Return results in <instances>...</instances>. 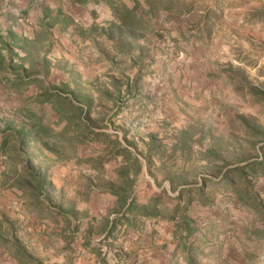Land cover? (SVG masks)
<instances>
[{"label":"crops","instance_id":"0c3cea01","mask_svg":"<svg viewBox=\"0 0 264 264\" xmlns=\"http://www.w3.org/2000/svg\"><path fill=\"white\" fill-rule=\"evenodd\" d=\"M31 1L0 0V3L10 2L21 10L29 7ZM123 1L131 5L130 0ZM28 10V15L36 22V27L29 30L16 23L13 14L5 13L0 16L2 229L6 228L5 222L1 223V219L5 217L7 229L8 224L15 227L14 237L21 248L33 256L35 264L37 261L39 264H91L95 260L97 264H117V257L120 259L118 264H188L186 251L189 247L196 249L194 264H264V238H257L252 232L255 227L264 228V221L259 220L252 210L221 190L216 195L224 199H215L213 195L212 205L198 207H210L212 211L210 217L207 215L202 219L199 217L198 220L202 226L201 231L207 230L205 238H202L198 231L188 239H182L177 235L174 222L164 218L128 216L133 227L117 225L114 234L104 239L112 219L122 212L114 211L116 196L110 192L98 193L93 179L90 180L85 193L82 189L74 190L76 193L68 194L67 202L63 200L66 196L65 183L71 185L74 165H80L77 163V157L95 155L91 149L98 145L87 143L78 146V150L89 146L88 155H80L77 150V154L65 159L50 155L48 160H45L41 154V150H44L43 140L30 125L26 111L39 115L44 123L55 130L60 129L64 124L58 123V115L52 111L51 105L40 104L37 100L40 93L39 84H56L60 80L72 78L86 79V83L104 79L102 84H105L108 74H117L113 60L118 63L116 57L120 54L112 49L105 36L82 38L73 31V21L83 26L94 22L105 24L113 19V15L110 6L103 0H85L82 3L73 0H46L45 3L33 5ZM63 16L67 20H62ZM105 54H108V57ZM118 65L121 66L119 63ZM69 71H73L76 76L70 78ZM14 127L24 128V131L27 129L32 135L31 141L23 149L27 155H31L32 163L36 167L43 168L46 164L52 202H61L64 208L72 210L67 216L73 226L78 223L80 232L77 236L62 238L60 232L65 225L64 219L58 217L59 221H54L50 216L39 217L28 202L25 190L13 183L12 156L5 148L1 149V143L7 138V131L11 132ZM32 145L37 146L36 153L33 154L28 151ZM20 163H24V158ZM20 163L17 162L18 165ZM111 163L117 168L121 164V158L105 163L103 169ZM17 169L20 171V167L17 166ZM143 173L147 174L145 167L136 178L130 197L134 196L137 203H146L150 197L161 191L160 189L158 193L153 192L142 197L139 189ZM164 187L171 195L169 185ZM255 189L260 195H264V176L256 179ZM176 194L177 190L174 191V195ZM227 196L233 200V207L237 212H244L245 216H241V219H228V211L222 204ZM197 205H194L195 210ZM228 210L231 212L232 207H228ZM15 212L19 214L15 215ZM106 220V230L103 233L95 231L90 239L91 244L98 249L92 250L90 245H83V231L90 225L97 229ZM10 234L7 233V240L13 242ZM14 249L11 243L5 246L0 238V264H21L13 254ZM116 251L120 252L119 256L115 255Z\"/></svg>","mask_w":264,"mask_h":264},{"label":"trees","instance_id":"16d2710c","mask_svg":"<svg viewBox=\"0 0 264 264\" xmlns=\"http://www.w3.org/2000/svg\"><path fill=\"white\" fill-rule=\"evenodd\" d=\"M73 1L82 3L85 0ZM103 1L110 6L113 19L105 24L94 22L89 26L73 21V31L82 38L105 36L112 49L128 58V67L135 68V72L130 75L126 72L127 68L113 60L117 74H108L105 84L98 82V79L91 83L74 79L72 77L76 75L73 71H69L72 79L60 80L56 84H39L40 93L37 100L40 104L51 105L52 111L58 115V123L64 124L60 129L55 130L44 123L39 115L26 111L30 125L43 140L44 150H41V154L44 155L45 160H48L50 155H55L58 159L71 157L77 154L79 145L87 143L98 145L91 149L96 152V155L86 158L77 157V163L80 165L88 164L101 171L105 163L121 158V164L116 168L113 180L98 181L94 187L98 193L110 192L116 196L114 211L122 213L112 219L107 230V220L97 229L90 225L81 234L85 239L83 245H90L92 250H97L98 248L90 242L95 231L103 233L106 230L104 236L106 239L114 234L117 225L133 227L132 220L128 216L164 218L174 222L177 235L182 239H188L198 231L201 233L200 236L205 238L207 230L201 231L199 218L192 214L191 206L195 202L203 206L213 204V196L207 193L208 186H211L213 191L221 190L228 193L241 205L252 210L259 220L264 221V195H260L255 189L256 179L264 176V133L249 123L245 117L238 116V120L243 127V133L250 137L247 139V146L251 147L253 152L252 150V153L229 150L231 155L228 156L221 153L218 141L214 139L210 129L207 133L210 140L206 145L201 140L206 137L204 132L199 138H193L196 131L193 130L191 123V125L176 128L170 134L169 138L172 139L167 144L157 137L158 132H148L145 137L138 139L129 135L130 129L123 123H117V118L124 109L149 104V94L141 90L143 70L152 64L144 59L148 52L145 46L149 42L146 40V34L157 33L164 37L163 33L168 29L160 30L155 19L160 12L165 14L174 12V7L179 0H130V6L123 0ZM43 3L41 0H32L27 10L21 9L22 15H28V9L31 6H39ZM192 9L185 4L187 12ZM205 17L202 19L203 23L193 27L194 36L199 37L202 29H208L210 23ZM62 20L67 18L63 16ZM142 39L145 40L142 41ZM171 41L176 45L179 44L176 37H172ZM105 56L108 57V54ZM224 70L230 69L227 66ZM240 79L242 82L245 77L240 76ZM248 90L254 96L262 97L263 95L262 88L249 86ZM111 127L114 131H119L120 136L116 134L117 131L114 135L111 134L108 131ZM23 129L14 127L11 132L7 131V138L1 143V149L5 148L6 152L12 156L13 183L25 190L28 202L39 217L50 216L54 221H59L58 217L64 219L65 225L60 232L62 238L69 239L77 236L80 232L79 225L76 223L73 226L67 216V213L72 210L64 208L61 202H52L51 183L48 179L46 164L43 168L36 167L32 163L31 155L25 153L23 148L31 141L32 135L27 129L25 131ZM139 142L143 144L142 148L139 147ZM197 143L199 147L195 148ZM167 145L171 149L169 158L176 159L179 156L193 164L192 154L194 153L195 157L203 159L206 163H214L216 172L214 175L196 176L193 182H187V179L178 171L170 172L163 177V180L169 183L170 190L173 192L177 190L175 196L168 194L167 189L163 187L159 194L150 197L146 203H137L134 196L130 198L136 178L142 173L143 167L147 173L155 175L152 173V165L155 158L162 160L163 154L167 152ZM190 152L193 153L190 155ZM225 156L231 159H226ZM22 158H24L23 164L20 163ZM219 162L221 164L217 165ZM17 166L20 167V171ZM154 178L156 180V177ZM167 199L172 200L173 203L168 204ZM1 220H3L1 223L6 224L5 229H2L0 225V238L5 246L11 243L15 247L13 254L21 264H35L33 256L22 249L17 238L14 237L15 227L8 224L9 229H7V218L3 217ZM252 232L255 237L264 238V228L255 227ZM7 233H11L13 242H8L10 240H7ZM195 252V248L187 249L188 264H194ZM119 254V251L115 252L116 256ZM104 257L105 255L102 258ZM116 260L115 263L118 264L119 257ZM37 264H39L38 261Z\"/></svg>","mask_w":264,"mask_h":264},{"label":"rangeland","instance_id":"374dc122","mask_svg":"<svg viewBox=\"0 0 264 264\" xmlns=\"http://www.w3.org/2000/svg\"><path fill=\"white\" fill-rule=\"evenodd\" d=\"M185 4L193 9L187 12ZM174 8L171 14L160 12L155 19L160 30L168 29L164 31L163 38L157 33L146 34L149 42L145 46L148 52L144 59L152 64L143 70L141 90L149 94V104L124 109L117 123H123L130 129L129 135L138 139L148 132H158L157 137L166 144L171 141L170 134L176 128L191 123L196 131L193 138H199L204 132L206 137L201 140L206 145L210 140L209 134L207 136L210 129L224 155H231L229 150L252 153V148L247 146L250 137L243 133L238 116L245 117L264 133V0H179ZM204 17L209 19L210 24L196 37L193 27L203 23ZM172 37L177 38L178 45L171 41ZM116 60L127 68L126 72L130 75L135 72V68L128 67L126 56H117ZM227 66L228 71L224 70ZM240 76L245 77L242 82ZM99 80L101 84L105 81ZM249 86L262 88V97L252 95ZM108 131L114 135L117 130L111 127ZM167 146L162 160H154L152 173L155 175L143 173L139 189L142 197L158 193L169 185L163 177L170 172L178 171L187 182H193L196 176L214 175L216 172L214 163H206L195 157L193 152H190V155L193 153V164L179 156L169 158L171 149ZM197 146L198 143L194 147ZM139 147H143L141 142ZM36 148L35 145L30 146L29 153H36ZM89 149L87 146L78 152L88 155ZM93 153L96 155V152ZM227 156L226 159H231ZM73 169L71 185L65 183L66 196L63 200L66 202L68 194L76 193L74 190L82 189L85 193L92 179L94 182L112 181L116 168L111 163L101 171L88 164L74 165ZM91 175H94L93 178H88ZM211 189L208 186V194L215 195V199H224L217 197L219 190ZM170 193L175 196L172 190ZM167 203L172 204L173 201L167 199ZM222 204L228 211L229 220L245 216L244 212L235 210L233 200L228 196ZM194 205H197L196 210ZM199 206L203 205L192 204V214L194 212L193 215L201 219L207 215L210 217V207L199 209ZM228 207H232L231 212ZM18 214L15 212V215ZM94 263L97 264V260Z\"/></svg>","mask_w":264,"mask_h":264},{"label":"built area","instance_id":"2783aa9c","mask_svg":"<svg viewBox=\"0 0 264 264\" xmlns=\"http://www.w3.org/2000/svg\"><path fill=\"white\" fill-rule=\"evenodd\" d=\"M44 3L46 0H41ZM5 13L13 14L16 17V23L24 26L25 30L33 29L36 27V22L34 18L30 15H22L21 10L19 8L13 7L9 2L0 3V16Z\"/></svg>","mask_w":264,"mask_h":264}]
</instances>
